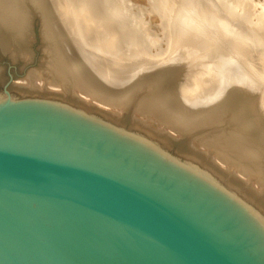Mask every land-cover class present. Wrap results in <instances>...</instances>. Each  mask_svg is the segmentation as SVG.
<instances>
[{
	"label": "water",
	"instance_id": "water-1",
	"mask_svg": "<svg viewBox=\"0 0 264 264\" xmlns=\"http://www.w3.org/2000/svg\"><path fill=\"white\" fill-rule=\"evenodd\" d=\"M63 104L0 103V264H264L215 187Z\"/></svg>",
	"mask_w": 264,
	"mask_h": 264
},
{
	"label": "bare ground",
	"instance_id": "bare-ground-1",
	"mask_svg": "<svg viewBox=\"0 0 264 264\" xmlns=\"http://www.w3.org/2000/svg\"><path fill=\"white\" fill-rule=\"evenodd\" d=\"M149 1H152V0H149ZM174 1L175 0H173V2ZM186 1L187 0H183L181 2V5L184 7L179 10L180 15L178 18V23H180L182 19H188L191 23L194 22L196 19L198 21L199 18L202 20H205V18L203 19V16L201 15L199 8L198 6L195 5L194 1H193V4H191L192 6L191 8H186V5H185L187 4L185 3ZM46 2L47 0H0V48L5 53L9 52L11 56H15V53H16V55L19 56L20 58L25 59V60L28 59L29 55L27 53V40L31 39V36H32L31 35V21L33 18H38L41 24L40 36H41V42H42L41 48L43 52L41 65L38 70H35L33 72L29 71V73L26 72L27 76H25V79L22 81L26 84L23 88L25 92L22 90L20 92L24 95L32 93V94H37L40 96L43 93H45V91L56 89V90H59V92L62 94V95L61 94L58 95V97H60L62 101L66 100V101H69V103L70 102L75 103L74 104L75 107H76V103L79 104V102H81L80 105H85L83 100H81L83 98H86L88 102L98 103L99 105H101L99 109H101L103 106V108L105 107L110 110V111H106L105 113V111L102 109L106 115L103 112L101 113L102 110L98 111V113L100 112L99 114H101L102 117L110 121H113L114 123H116V126L117 124L118 126L119 124H122V121L124 122V120L129 119L130 122L129 121L128 122L131 124L129 125L137 133L133 135V134H130L131 132H125L124 130H121L120 126H119L120 129H119L118 126L115 128L111 126V124L108 125L109 124L108 121H107L108 124L103 122L105 125H107V127H109L110 129H113L114 131L116 130V132L118 131L119 133L126 134L125 136L130 137L134 140H137L141 142L142 144L146 145L147 147L149 146L152 150L156 151L160 155H165L163 151L167 148H170L171 146L170 144L172 143V142L169 143V140L171 139L172 135L170 136L166 131H172L175 134L176 133H182V134L189 133L190 134V132H192L196 128L198 130L200 129L199 131H195L194 135H190V136L188 135V138L185 139V140H188L187 142L188 144L186 145L188 146V150H186L187 152L185 153L186 157H184L186 158L185 159L186 163L179 164L175 162L173 159L172 161L175 162L178 166L182 167L183 169L197 176L201 180L215 187L219 191L223 192L228 198H230L237 206H239L246 214H248L255 222H257L264 229V123L261 120V118H255V116L254 118H252L253 114L252 112H251L252 115L250 114V105L248 104L250 102H247V100H245L242 94L238 95L237 93L238 91L235 90L236 89L235 86L238 81L242 82L244 80H249V79L243 77L242 79H238L235 85L229 84V81H231L233 77L235 76L232 73V71L234 72L235 59L231 58L229 61L225 60V61H228V63H225L223 60V63L227 64V65L223 64L225 66H222L221 65L222 62H219V60H216L217 62H216L215 68L217 69V72H216L218 76L217 79H219L220 81V83H218L219 85H217L218 86L217 89L215 90L214 93L212 92L213 93L212 95L210 96L208 95L205 98L200 96L201 98L199 97L195 101H190L189 99H188L189 101H186V99L189 96L188 97L186 96L183 98L176 91H172V90H175V85H174L175 83L173 84L174 81L171 78L170 74H164V73L157 74L156 72H154L156 74L152 75L153 72H147L144 70L141 71L142 69L137 71V76L133 78V80L129 83V85L124 86V88L122 87L123 89L117 92L116 90L118 88L115 90V87L117 86L113 87L114 85L111 79L109 78L108 79L105 78L104 80H102L101 78L99 79L98 75H96L97 71L95 70H94L95 73L92 74L91 71H93V69L90 71L88 67L93 68V66H90L89 64H88V67L86 66V64L84 63V60H86V57H84V60L78 57V55L75 53L77 52L75 51L76 46H74V50H73L74 52L70 48L72 46L70 47L68 46L73 41H70L69 44L67 43V41L64 38L66 33L64 34V36L62 33L63 27L59 29L60 26H58L57 28V24L54 22L55 14L52 15L53 12L50 11L52 6L50 7L49 5V8H50L49 9L47 5L48 3L46 4ZM122 2L125 3L127 1L124 0ZM206 2L207 1H205V3ZM212 2L213 1H211V3ZM140 3H143V0L140 1ZM144 3L148 4V2L147 3L145 2V0H144ZM152 3L155 4V2H151V4ZM167 3H170V2L166 1L165 3L164 1L163 6L165 7ZM151 4L149 3L150 6ZM174 4H178V3H174ZM149 5L147 8H149ZM155 5L154 6L152 5V6L156 8ZM189 5H190V2H189ZM173 7H176V6L174 5ZM113 8L111 9L113 10ZM212 8L209 10V12H207L208 16L207 17L204 16V17H206V20H212L214 22L216 21L219 24L220 29L223 32H225L227 36L230 35L227 32L228 30L226 29L225 22L221 21V19H218L214 15L215 10ZM155 10H158V7ZM161 10L163 11V9ZM171 10L173 11V8ZM176 10H174V12ZM55 13L57 15V13L59 12L56 11ZM157 13L159 12L156 11V15ZM169 13L174 14L173 12H169ZM151 14L152 13L150 11V15ZM165 14L163 13V16H165ZM112 15L113 14H111V16ZM169 16H173V15H169ZM113 17L114 16H112V18ZM148 17L150 18V16ZM158 17H160V15H158ZM168 18L170 19V17ZM170 20L167 19V21H170ZM173 20L174 18L172 19V22ZM156 22L158 21L156 20ZM166 22L165 23L163 22V23L167 24ZM172 22H170V24ZM228 22H231V21H228ZM156 26H158V24ZM144 29H146V27ZM166 29H167L166 30L167 32L168 28L166 27ZM141 30H138V31L140 32ZM144 34L146 35V33ZM254 37H256V35H254ZM131 38L133 37L131 36ZM137 38H140V37H136V39ZM147 38H149V35H147ZM134 39L135 38L131 40H134ZM146 39L144 40L142 39L143 41L141 42L140 40V42L144 44V42H146L145 41ZM92 41L94 40L92 39ZM30 43L31 42H29V44ZM145 45L144 47H147ZM93 46L95 47V45ZM28 48L30 47L28 46ZM76 48L78 50V47ZM100 48H103V46H101ZM146 51L148 50L145 49L144 52L141 51L138 53L143 54V53H146ZM214 52H215L214 54H216V51ZM232 54L234 55V53ZM217 57L219 58L218 55ZM198 65H201V63ZM195 66L196 65H194L193 67ZM206 71H207L206 73H208V69ZM190 73L192 72L190 71ZM172 75H175V74L173 73ZM99 77H102V76H99ZM211 78L213 79V77ZM186 79H188V77ZM176 83H177V80H176ZM184 83L187 84L186 82ZM140 93H142L141 94L142 96H138ZM256 101L258 102V99ZM238 102H239L238 109L231 108L232 104H235ZM80 105L78 106L80 107ZM87 106L88 105H85L83 107L86 108ZM79 107L78 109L83 110L82 108H79ZM89 107L90 106H88L87 109ZM253 108L251 107V109ZM89 109L86 110L88 111L87 113L92 114L91 112L92 109L90 110ZM81 114L85 116L84 113H81ZM87 117H90V115H88ZM143 119L145 122H142ZM113 122H110V123H113ZM157 127H159V129ZM143 135L147 137L145 138L143 137ZM173 136H176V135H173ZM178 136H180V134ZM147 138L155 139L156 141L160 143L161 146L165 147V149L161 150L160 148H158L157 147L158 143H156L157 146H155L154 144L153 145L150 144ZM151 140L152 139H150V141ZM155 140L153 141L155 142Z\"/></svg>",
	"mask_w": 264,
	"mask_h": 264
},
{
	"label": "rangeland",
	"instance_id": "rangeland-1",
	"mask_svg": "<svg viewBox=\"0 0 264 264\" xmlns=\"http://www.w3.org/2000/svg\"><path fill=\"white\" fill-rule=\"evenodd\" d=\"M110 1L109 0H104V1L103 0H51V1L49 0L48 1L47 0L46 2V4L48 3L47 4L48 8H49V5L50 7L52 6L50 11L53 12L52 15L55 14L54 15L55 17L54 16L53 17L55 19L54 22L57 24V28L58 26H60L59 29L63 27L62 30L64 32L62 30L60 31H62L63 36L66 33L64 38L67 41V43L69 44L70 41L74 42V43L73 42L70 43V45L68 46L69 47L72 46L70 47L72 51L74 50V46L78 47V50L75 47V51H77L75 53L78 55V57H80V59L82 58L84 60V57H86V60H84V63L86 64L87 67H88V64L90 66H93V68L88 67L90 71L93 69V71H91L92 74H94L95 71H97L96 75H98L99 79L100 78L102 80H104L105 78L111 79L113 81L112 82L114 85L113 87L117 86L115 87V90L118 88L116 90L117 92L121 91L124 88V86L129 85V83L133 80V78L137 76L138 70L142 69L141 71L144 70L147 72H153L152 75L156 73L157 74H160V73L170 74L171 78L174 81L173 84L175 83L174 84L175 90H172V91H176L183 98L186 96L187 97L189 96L187 99L185 98L186 101H189V100L195 101L200 96L205 98L208 95L209 96L212 95L217 89L218 87L217 85H219L218 83H220V81L219 79H217L218 78L217 73H216L217 69L215 68L216 62H217L216 60H219V62H222L221 65L225 66L227 65L225 63H228V61L232 58V59H235L234 72L232 71V73L235 76L232 79L233 81L232 80L229 81V84L235 85L237 80L242 79L243 77L249 79V80H244L242 82L238 81L235 86L236 87L235 90L238 91L237 92L238 95L242 94L245 100H247V102H250L248 104L250 105V114L251 112L253 114V115L251 114L252 118H254V116L255 118H261V120L264 123V119H263L264 118L263 117L264 115L263 114L264 113V84H263L264 82V0H249V1L248 0H203V1L202 0H198V1L197 0H189V1L187 0L188 2L187 1L185 2L187 3L185 4L186 8H191L192 7L191 4H193V1H194L195 5L198 6L199 11L201 12L203 19L205 18V20H202L199 18L198 21L196 19L192 23L188 19H182L181 22L178 23V18L180 15L179 10L184 7L181 5V2L183 0H180V1L175 0L174 2L173 0H164L165 3L166 1L170 2L165 5L166 8L163 6V3H164L163 0H152V1L145 0V2L146 3L148 2V4H145L144 0H143V3H140V1L142 0H125L127 1L125 2L127 5L124 2H122L124 0H110ZM205 1L207 2L205 3ZM211 1L213 2L211 3ZM151 2H155L156 5L154 3L151 4ZM189 2H190V5H189ZM149 3L151 4V6L149 5ZM172 3L173 4L178 3V4H174L176 7H173L174 5ZM148 5H149V8H147ZM152 5L153 6L155 5L156 8L153 7ZM157 7H158V10H155L157 9ZM111 8H113V10ZM170 8L171 9L173 8V11ZM175 8L176 9L178 8V9L176 10ZM211 8L215 10L216 14L213 12L214 15L218 19H221V21L225 22L226 29L228 30L227 32L230 35L227 36V34L220 29L219 24L216 21L214 22L212 20H206V17L208 16L207 12H209ZM161 9H163V11ZM174 10L176 11L174 12ZM56 11H58L60 14L57 13L56 15L55 13ZM150 11L152 13L151 15H150ZM156 11L159 12L157 13V15H156ZM164 11L166 12V14ZM168 11L173 12L174 14L169 13ZM163 13L165 14L166 17L163 16ZM111 14H113L112 15L114 16L113 18ZM158 15H160V17H158ZM169 15H173V16H169ZM148 16H150V18ZM168 17H170L171 20ZM173 18L174 20L176 19L177 20L176 21L173 20L172 22ZM167 19L170 21H167ZM156 20L158 22H156ZM39 21L40 20L38 18H33L31 21V35L32 36H31V39L27 40V53L29 55L28 59L26 60L22 59L19 56H17L16 53H15V56H11L9 52L5 53L0 48V103L5 102V101L16 102L18 100H23V99H37V100H42V101L55 102V103L63 104L66 106H70L74 108L75 110L81 113H84L85 116L90 115L91 118L97 119L101 122L107 123L108 121L109 123V124L107 123L108 125L111 124V126L116 128L118 124L116 126V123L102 117V115L99 114L100 112L98 113V111L102 109L105 111V113L106 111H110V110L105 107L103 108V106L101 109H99L101 105H99L98 103H93V102L92 104L91 102H88L86 98H83L81 100H83L85 105L90 106L91 107V108L89 107L90 109L94 107L92 109L93 111L91 110L92 114L87 113L88 111L86 110L89 109V108L87 109L88 106L84 108L83 106L85 105H80L81 102H79V104L76 103V107L74 106L75 103H72V102L69 103V101H66V100H63L64 101L63 102L60 99V97H58V95H60L61 93L59 92V90H56V89L45 91V93H43L44 95L42 94L40 96L37 94H32L30 92H29L30 94L24 95L20 92L21 90L24 91L23 88L26 85L24 82H22L25 79V76H27L26 72L29 73V71L33 72L35 70H38L41 65L43 52L41 48L42 42H41V36H40L41 24ZM228 21H231V22H228ZM163 22L164 23L166 22L167 24H164ZM170 22H172L171 23L172 25L170 24ZM156 23L158 24V26H156L157 25ZM175 23L179 26H177ZM145 27L147 30L144 29ZM166 27L168 28L167 32H166L167 30ZM138 30H141V31L139 32ZM144 33H146V35ZM253 33L254 35H256V37H254ZM147 35H149V38H147ZM150 35L153 37H151ZM131 36L135 38L134 40H136L137 42L134 40H131L133 39L131 38ZM134 36L140 37V38L136 39V37ZM146 38L148 39V41ZM92 39L94 41H92ZM142 39L143 40L146 39L145 40L146 42H144V44L141 43L143 41ZM149 39L150 40L152 39V40L150 41ZM29 42L31 43L29 44ZM133 43H135L137 46ZM93 45H95V47ZM144 45L147 47H144ZM28 46L30 48H28ZM101 46H103V48H100ZM134 46H136L137 48ZM143 49L144 50L147 49L148 51H146V53H143V54L138 53L141 51L144 52ZM214 51H216V54H214L215 53ZM232 53H234V55ZM217 55L219 56V58L217 57ZM203 56L206 58L208 57L209 58L206 59ZM223 60L225 63H223ZM225 60H228V61H225ZM200 63L201 65H198ZM194 65H196L195 66L196 68L193 67ZM207 67H209L210 69ZM207 69H208V73H206ZM189 70L192 73H190ZM173 73L175 75H172ZM99 76H102V77H99ZM185 77L186 78L188 77L189 80L186 79ZM211 77H213V79ZM176 80H177V83H176ZM184 82H186L187 84H185ZM189 91H191L192 94ZM141 94L142 93H140L138 96H142ZM257 99H258V102L256 101ZM78 105H80V107ZM238 105H239V102L232 104L231 108L238 109L239 107ZM77 106L79 108H82L84 111L81 109H78ZM251 107L252 108L254 107L256 109L253 108L254 109L253 111ZM95 108H97L98 110ZM103 110L101 111V113L102 112L104 113ZM109 121L113 123H110ZM128 121L130 122L129 119L124 120V122L122 121V124L124 125L119 124V126L121 130H124L125 132H131L130 134L134 135L137 132H135V130L131 128L130 126L131 124ZM142 122H145L144 119L142 120ZM157 128L159 129V127ZM199 130L196 128L195 130L190 132V134L189 133L188 134H182V133L175 134L172 131H166L170 136L172 135L171 139L169 140V143L172 142L170 144L171 146L170 148H167V149L161 146L160 143L153 138H149V139L147 138V140H149L150 144L152 145L154 144L155 146H157L156 143H158L157 147L160 148L161 150L165 149L163 153L166 156L173 159L175 162L179 164H185L186 158L184 157H186L185 153H187L186 150H188V146H186L188 144L187 143L188 140H185V139L188 138V135L189 136L194 135V132L199 131ZM179 134L180 136H178ZM181 134L182 136L183 135L184 136L182 137ZM173 135H176V136H173ZM143 137L146 138L147 136L143 135ZM150 139L152 140L150 141ZM153 140H155V142Z\"/></svg>",
	"mask_w": 264,
	"mask_h": 264
}]
</instances>
